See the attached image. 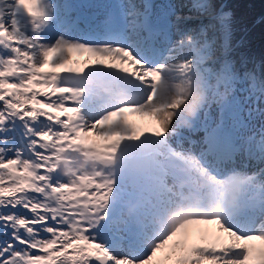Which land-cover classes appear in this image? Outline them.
<instances>
[{"label": "snow or ice", "instance_id": "6c2138e0", "mask_svg": "<svg viewBox=\"0 0 264 264\" xmlns=\"http://www.w3.org/2000/svg\"><path fill=\"white\" fill-rule=\"evenodd\" d=\"M233 18L0 0V264H264V65Z\"/></svg>", "mask_w": 264, "mask_h": 264}, {"label": "trees", "instance_id": "16d2710c", "mask_svg": "<svg viewBox=\"0 0 264 264\" xmlns=\"http://www.w3.org/2000/svg\"><path fill=\"white\" fill-rule=\"evenodd\" d=\"M226 4L234 13V58L243 55L252 66L264 65V0H226Z\"/></svg>", "mask_w": 264, "mask_h": 264}, {"label": "rangeland", "instance_id": "374dc122", "mask_svg": "<svg viewBox=\"0 0 264 264\" xmlns=\"http://www.w3.org/2000/svg\"><path fill=\"white\" fill-rule=\"evenodd\" d=\"M187 11V9H184V11L183 12H186Z\"/></svg>", "mask_w": 264, "mask_h": 264}]
</instances>
